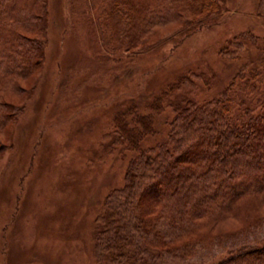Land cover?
<instances>
[{
	"label": "rangeland",
	"instance_id": "rangeland-1",
	"mask_svg": "<svg viewBox=\"0 0 264 264\" xmlns=\"http://www.w3.org/2000/svg\"><path fill=\"white\" fill-rule=\"evenodd\" d=\"M116 3L44 0L39 67L1 87L13 113L0 133V264H110L97 257L98 219L137 156L115 142L118 115L132 122L153 114L157 133L142 143L149 149L169 141L186 99L205 104L232 88L235 113L256 106L257 91L237 77L264 70V0H219L220 11L196 21L155 23L134 48L120 46ZM183 76L193 84L170 94ZM257 87L264 92L263 78ZM161 102V113L151 108ZM258 199L239 200L220 222L197 220L185 241L205 245L173 264H220L226 246L256 245L264 238L253 225L264 216Z\"/></svg>",
	"mask_w": 264,
	"mask_h": 264
},
{
	"label": "trees",
	"instance_id": "trees-1",
	"mask_svg": "<svg viewBox=\"0 0 264 264\" xmlns=\"http://www.w3.org/2000/svg\"><path fill=\"white\" fill-rule=\"evenodd\" d=\"M113 9L120 14V46L130 48L140 45L155 23L193 22L197 16L201 19L220 11L219 0H117ZM44 13V0H33L31 5L24 0H0V133L13 113L1 99V87L15 86L17 79L28 78L39 67ZM252 40L262 42L261 37L252 36ZM263 73L246 68L237 77L250 94L257 91L254 108L235 113L232 88L230 95L205 104L186 99L176 110L169 141L154 148L142 146L157 133L153 114L132 122L117 116L115 142L137 156L130 162L124 187L108 197L105 214L98 219L99 261H190L204 242L185 241L195 234L197 220L220 222L235 213L239 200L247 196L264 203V92L257 87ZM185 84H193L192 79L181 77L170 94ZM151 108L158 113L164 110L162 102ZM252 214L245 211L247 218ZM255 222V228L264 229V216ZM245 240L226 246L228 257L220 264H264V238L256 245Z\"/></svg>",
	"mask_w": 264,
	"mask_h": 264
}]
</instances>
